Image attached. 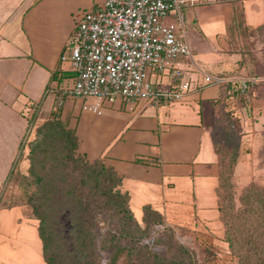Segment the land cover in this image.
<instances>
[{
    "label": "crops",
    "instance_id": "1",
    "mask_svg": "<svg viewBox=\"0 0 264 264\" xmlns=\"http://www.w3.org/2000/svg\"><path fill=\"white\" fill-rule=\"evenodd\" d=\"M204 2L203 8H195ZM93 6L94 0H0V264H46L39 221L24 204L6 207L1 195L28 136L31 107L33 133L52 119L54 110L60 111V120L75 131L78 154L89 162L101 160L121 178L120 190L128 195L140 226L147 207L162 225L196 231L227 251L218 198L222 164L214 138L231 93L222 84H204L201 69L224 61L223 48L236 40L230 25L238 8L244 30L264 27V0H191L183 7V26L192 53L200 52V65L192 54L182 61L181 79L150 74V81L158 89L190 81L184 102L138 112L117 102L95 115L83 111L81 101L68 98L56 109V92L71 86L74 78L69 63L60 61L74 17ZM206 52L210 57L203 59ZM243 99L250 118L237 113L242 127L264 130V86ZM253 136L257 138L255 131L245 137Z\"/></svg>",
    "mask_w": 264,
    "mask_h": 264
},
{
    "label": "rangeland",
    "instance_id": "2",
    "mask_svg": "<svg viewBox=\"0 0 264 264\" xmlns=\"http://www.w3.org/2000/svg\"><path fill=\"white\" fill-rule=\"evenodd\" d=\"M205 4L204 2L201 5H196L195 8H203ZM239 11L240 8L237 10L238 15H240ZM180 12L186 20L187 10L182 8ZM175 20L174 13L171 12L163 21L169 24L176 22ZM239 21H241V16H239ZM240 28L243 29L242 25ZM230 35L234 36V34ZM223 49L224 55H221V60L224 61L212 65L205 63L201 70L204 75L214 76V78L222 80L223 87L226 88L229 84L228 91L231 93L228 103L225 105V111L223 110V119L215 130V145L218 148L222 164V176L218 189L219 209L230 223L240 208V197L243 189L250 184L264 187V130H253L252 126H248L246 131L237 114L238 112H245L248 116L250 113V108L246 106L245 99L239 93L237 80L256 79L259 83L255 86L254 91L264 86V27L257 30H245L236 37V40L230 41L228 47ZM199 53L197 50L192 53L196 64H198L196 56ZM206 53L203 59L210 57L208 52ZM248 118L250 117L248 116ZM33 129L34 126L22 143V153L16 166V169L21 173L20 177L7 183L1 191L4 205H7L11 198H16L21 202L23 195L25 196L26 193L33 194L36 191V183L28 172L30 143L35 138V130L33 133ZM253 131H255L257 138L254 136L253 139L245 137L246 135L252 136ZM60 156L62 155L60 154ZM61 165L58 169L55 168L53 172L54 186L61 188V193L53 192L54 195H58L43 200L46 203L44 208L50 210L48 214L51 218L50 225L56 227L58 225L55 224V220L66 223V221L82 216L83 211L77 204L78 200H81L83 204L87 205L85 216L82 217L87 218L90 233L97 235V233L103 234L106 231H111L113 234H118L121 229L119 216L115 213L112 205H103V197L99 191L91 189L88 184H83V166L75 165L71 161H64ZM46 167H49V164ZM48 182H44L47 191L53 186L51 182ZM65 203L72 204L73 210L67 214L58 213V204ZM24 205L27 206V214L32 215L31 206ZM221 222L223 225L222 215ZM54 230H57V227ZM139 237L140 240L137 239V242L133 244L137 248L134 253L128 257L123 254L117 264H125L126 262L127 264H237L236 259L230 254L228 245L227 251H222L209 243L198 232L182 227H166L160 222L159 224H152L146 233ZM95 243L98 249L100 243L97 240ZM120 243L121 245L129 244L127 239L120 241ZM97 252L101 257L100 264H106L109 256L108 250L100 252L98 249ZM155 259L158 260L157 263Z\"/></svg>",
    "mask_w": 264,
    "mask_h": 264
},
{
    "label": "built area",
    "instance_id": "3",
    "mask_svg": "<svg viewBox=\"0 0 264 264\" xmlns=\"http://www.w3.org/2000/svg\"><path fill=\"white\" fill-rule=\"evenodd\" d=\"M190 1L94 0L92 9L76 14L66 52L60 57L69 63L74 78L71 86L56 92V109L68 98L81 101L82 110L95 115L117 102L132 112L184 102L190 81L158 89L150 74L183 77L182 61L191 60L192 52L180 11ZM171 12L175 26L163 21ZM237 83L240 94L249 100L259 82L238 79ZM204 84L219 85L222 80L205 75ZM27 113L32 116L34 107Z\"/></svg>",
    "mask_w": 264,
    "mask_h": 264
},
{
    "label": "trees",
    "instance_id": "4",
    "mask_svg": "<svg viewBox=\"0 0 264 264\" xmlns=\"http://www.w3.org/2000/svg\"><path fill=\"white\" fill-rule=\"evenodd\" d=\"M239 16L241 14L238 15L236 12L230 25V32L236 37L245 32L240 28L242 19L239 21ZM54 78L53 75L47 89ZM227 85L225 90L229 89V84ZM33 116L28 120V132L32 127ZM215 139L216 137L214 142ZM216 150L218 151L217 147ZM77 151L78 140L75 131L60 120V111L54 110L52 119L36 129L35 138L30 143L28 172L36 183V191L33 194L26 193V197L23 195L21 202L16 198H11L5 206L11 207L18 204L31 206L32 217L39 221L38 232L46 264H100L101 257L97 252L98 249L100 252L108 250L109 256L106 264H117L123 254L128 257L134 253L137 248L133 244L137 242V239L140 240L139 236L145 234L152 224L162 222L161 217L146 207L143 217L144 226H140L129 209L128 195L120 190L121 178L111 168L106 167L101 160L89 162ZM64 161L83 166V184H88L91 189L100 192L103 205L110 204L114 207L115 213L120 218L121 229L118 234H113L111 231L103 234L97 233V235L90 233L87 218L82 217L85 216L87 205L81 200H78L77 204L83 211L82 216L66 221V223L55 220V224L58 225L57 230H54L56 228L54 225H50L51 218L48 215L50 210L44 208L46 203L43 200L58 195H54L53 192H60L61 188L54 186L53 172L55 168L62 166L61 163ZM47 164L49 167H46ZM20 175L14 164L7 183L13 182ZM48 181L54 187L51 186V189L47 191L45 183ZM65 204H58V213L67 214L73 210L72 204ZM240 204V208L230 223L220 212V220L222 215L224 226L223 241L228 245L230 254L236 259L237 264H264V187L255 184L245 187L240 197ZM1 206L0 202V208ZM124 239H127L129 244L121 245L120 241ZM96 240L100 243L98 249Z\"/></svg>",
    "mask_w": 264,
    "mask_h": 264
}]
</instances>
